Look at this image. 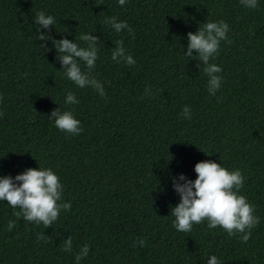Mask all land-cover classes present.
Listing matches in <instances>:
<instances>
[{"label": "trees", "instance_id": "16d2710c", "mask_svg": "<svg viewBox=\"0 0 264 264\" xmlns=\"http://www.w3.org/2000/svg\"><path fill=\"white\" fill-rule=\"evenodd\" d=\"M40 11L55 24L38 32ZM107 16L126 21L135 38L104 24ZM221 20L231 43L222 41L211 61L223 69L213 96L200 62L186 56L187 34ZM84 34L100 38L91 75L105 97L67 79L57 59L53 40L86 47L77 41ZM117 40L134 66L111 59ZM69 91L79 103H65ZM0 95V176L51 168L62 202L71 203L45 228L0 201V264H76L85 244L80 264H207L212 255L221 264H264V0L255 9L240 0H0ZM185 105L191 119L181 115ZM57 108L73 111L83 132L57 129L49 117ZM206 160L246 178L240 194L260 218L247 243L207 221L189 233L173 226L174 178L194 181ZM69 236L71 253L62 250Z\"/></svg>", "mask_w": 264, "mask_h": 264}, {"label": "clouds", "instance_id": "9594fccd", "mask_svg": "<svg viewBox=\"0 0 264 264\" xmlns=\"http://www.w3.org/2000/svg\"><path fill=\"white\" fill-rule=\"evenodd\" d=\"M127 0H118L119 5L124 6ZM245 8L255 9L258 0H240ZM37 31L42 27L49 29L55 24V18L40 11L35 16ZM104 24L110 25L117 33L127 29L128 34L135 38L134 29L126 22L119 21L116 16L105 17ZM229 24L223 20L218 22H206L200 25L195 33L187 34L188 45L186 56L196 59L200 63L198 67L208 77L207 87L210 95H215L221 87L222 77L217 75L223 71L222 67L211 61L218 55L222 41L231 43L228 40ZM38 39L47 41V35H39ZM83 40L86 47L80 46L77 42L65 38L53 40L58 52L57 59L63 66V72L67 79L72 81L79 88L91 87L101 97L106 96L103 84L91 75L99 58L97 45L100 38L93 34L77 36V41ZM111 59L117 63H124L128 66L136 64L135 59L129 54L123 40L114 42ZM41 48H47L42 44ZM198 56H193V51ZM81 62L87 70L82 69ZM150 95V89H145ZM144 97H141L143 99ZM3 96L0 95V102ZM65 103L74 105L79 103L76 95L69 91ZM3 115V113H0ZM181 115L191 119L192 113L189 106L185 105ZM54 119V126L62 132L70 135H79L83 132L81 122L75 118L73 111L57 108L49 116ZM197 178L193 181L187 179L183 174L174 178V189L180 195V203L172 207L171 216L175 219L173 226L179 232L189 233L194 224H201L207 221L209 229L221 227L229 237L238 233L242 242L247 243L251 238L252 229L260 223V218L255 215L256 206L249 202L247 197L240 194L244 187L245 177L239 169L229 170L220 163L212 160L201 161L195 165ZM183 182V183H181ZM63 184L56 172L51 168L39 167V169L28 168L15 178L11 176H0V201L7 203L14 209H19L14 215L21 216L27 222L43 224L45 228L51 227L57 221L61 210H71V203L62 202ZM16 227V221L8 222V230ZM38 240L49 239L41 233ZM140 247H146V241L140 239L136 242ZM90 245L85 244L76 254V264L88 256ZM62 250L71 253L73 240L69 236L62 242ZM207 264H221L215 255H212Z\"/></svg>", "mask_w": 264, "mask_h": 264}]
</instances>
